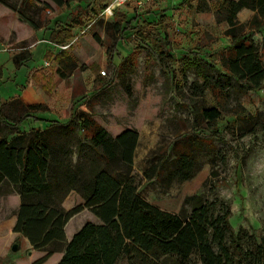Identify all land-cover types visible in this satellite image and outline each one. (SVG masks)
I'll use <instances>...</instances> for the list:
<instances>
[{
    "label": "rangeland",
    "instance_id": "374dc122",
    "mask_svg": "<svg viewBox=\"0 0 264 264\" xmlns=\"http://www.w3.org/2000/svg\"><path fill=\"white\" fill-rule=\"evenodd\" d=\"M7 1L43 25L48 40L51 30L70 26L73 17L82 21L72 27V38L66 41H74L65 50L74 64L66 77L55 74L43 94L42 104L47 110L36 115L45 120L29 118L17 131L65 125L71 118V109L87 113L112 136L126 129L135 130L138 139L132 173L143 198L161 209L179 213L184 198L190 194H202L207 199L218 196L230 206L229 220L234 232L242 228L256 237L264 233V81L259 89L248 91L240 100L244 114L255 118L256 130L252 133H241L233 124L235 115L229 111L222 112L216 130L212 131L198 111L202 106L214 105L213 97L209 92L204 97L190 94L191 84L201 78L185 63L198 54L219 66L231 42L226 34L228 25L215 18L221 0H206L208 11L197 9L198 0H151L139 8L132 3L120 7L118 11L127 17L138 15L139 20L130 38L117 43L112 63L106 52L112 40L105 31L106 22L112 18L98 16L110 0H72L61 7L50 0ZM254 14L248 8L242 9L237 14L235 33L250 32L261 49L264 31L251 32L249 28ZM29 28L26 23L14 24L19 37H27ZM142 36L149 40L143 41ZM23 42L21 46L26 44ZM52 44L59 50L57 44ZM17 46L19 43L12 44L10 51H23L25 58L29 56L28 50H19ZM158 51H162L161 57ZM44 59L42 52H35L34 58L20 67L16 75H9L12 81L5 78L0 83V93L24 84L28 71L41 66ZM101 70L106 74L102 75ZM233 105L230 101L229 106ZM195 122L204 143L194 147L190 165L184 168L178 155L186 148L189 136L195 135ZM51 135L58 134L53 131ZM78 135H85V131ZM185 175L191 177L184 179ZM83 202L78 193L71 191L63 206L68 210ZM17 205L18 199L8 194L0 197V223L13 219ZM87 221L98 219L83 208L66 223V239ZM8 230L9 227L3 230L5 235L0 237V264H31L47 250L56 248L42 264H56L60 260L64 244L33 249L23 236L10 237ZM243 238V242H250L247 236ZM13 244L17 245L15 251L11 249ZM117 264L126 261L122 259ZM185 264L201 263L192 256Z\"/></svg>",
    "mask_w": 264,
    "mask_h": 264
},
{
    "label": "trees",
    "instance_id": "16d2710c",
    "mask_svg": "<svg viewBox=\"0 0 264 264\" xmlns=\"http://www.w3.org/2000/svg\"><path fill=\"white\" fill-rule=\"evenodd\" d=\"M50 1L61 7L72 0ZM198 1L197 9L208 11L206 0ZM0 3L33 29L41 26L7 0ZM244 8L255 12L249 22L250 31H264V0H221L215 18L228 25L226 34L231 42L219 66L198 54L185 63L201 78L190 86L192 97H204L209 92L215 101L198 111L212 131L225 111L235 115L233 124L241 133L256 130L254 116L244 114L240 100L248 91L259 89L264 81V43L258 49L250 32L235 33L237 14ZM138 20V15L127 17L117 10L106 22V34L112 40L106 48L109 62H114L117 43L130 38ZM71 21L70 26L59 31L51 30L49 40L58 45L67 43L72 38V27L82 24L76 17ZM45 33L46 30L44 36ZM158 55L161 57L162 51ZM54 58L59 63V76L66 77L74 64L69 54L60 50ZM13 60L19 67L20 55ZM230 101L234 102L232 107ZM45 110V104H24L18 98L0 105V197L12 192L19 195L12 230L26 238L33 249L64 244L56 264H117L122 259L126 264H185L192 256L201 264H264V233L256 237L242 228L234 232L230 206L222 198L190 194L184 198L180 212L173 213L138 193L132 173L138 139L135 130L126 129L112 136L87 113L71 109V118L65 125L17 131L29 118L44 121L36 113ZM192 127L195 135L189 136L186 148L178 155L184 168L190 165L194 147L204 143L203 134L196 132L197 122ZM81 130L85 135H78ZM53 131L58 135H51ZM71 191L84 202L66 210L63 201ZM83 208L89 209L100 223L85 222L67 240L65 225ZM243 235L250 242H243ZM55 251L57 248L47 250L31 264H42Z\"/></svg>",
    "mask_w": 264,
    "mask_h": 264
},
{
    "label": "crops",
    "instance_id": "0c3cea01",
    "mask_svg": "<svg viewBox=\"0 0 264 264\" xmlns=\"http://www.w3.org/2000/svg\"><path fill=\"white\" fill-rule=\"evenodd\" d=\"M23 23L28 24L27 22L20 19L16 12L11 10L4 4L0 3V83L4 82L5 78H7L8 81H12V79H10V76L16 75L15 73L20 67H23L24 65H26V63L29 60H32L34 58L35 52L38 51L42 52L45 59L41 66H34L28 71L24 84L18 85L17 88L10 89L5 94L0 93V105L14 98L20 99L24 104L42 103L45 100L43 94L46 92V87H48L49 83L54 78L55 74L59 76L57 71V69L59 68V63L54 58L55 55L60 52V48L58 44L57 46L59 50L54 49L52 47L53 46L52 41L48 40L44 36L43 25H41L37 29H33L28 24L30 26L29 28L30 32L28 36L27 37L17 36L14 30V24H23ZM23 41H25L26 44L21 46L20 44H23L24 43ZM70 42L71 41L67 43ZM73 42L74 41H72V43ZM14 43H19L17 49L28 50L29 56L25 58L23 51L15 54L12 53L10 51V46ZM54 44L56 45V43ZM15 55H20L21 57V60L19 62L20 63L19 67H16L14 63L13 57ZM4 71L5 72L7 71V74H5ZM14 84L17 85V82L14 81ZM9 196H12L14 199H18V205L16 207V211H17L19 207V195L14 192L13 194L11 193L8 194V197ZM15 222H16V212L13 219H11L8 223L5 224L0 223V237L5 235L3 230H5L8 227H9L8 231L10 237L14 236V234L20 235L19 233L13 232L12 230L13 226L15 225ZM92 222L100 223V220L98 219V222L96 221H92ZM77 230H79V228ZM70 238L71 237H69V239ZM24 239L28 242L26 238ZM8 242L6 243V245L8 244ZM25 264H29V263H25Z\"/></svg>",
    "mask_w": 264,
    "mask_h": 264
},
{
    "label": "built area",
    "instance_id": "2783aa9c",
    "mask_svg": "<svg viewBox=\"0 0 264 264\" xmlns=\"http://www.w3.org/2000/svg\"><path fill=\"white\" fill-rule=\"evenodd\" d=\"M151 0H110L108 3L104 5V7L101 9L98 16H103L104 18H112L115 11L119 10L120 7L132 3L136 7H142L145 4L149 3ZM71 43H63L58 45L60 50H66L70 47ZM100 73L102 75H105V70H101Z\"/></svg>",
    "mask_w": 264,
    "mask_h": 264
},
{
    "label": "water",
    "instance_id": "95a60500",
    "mask_svg": "<svg viewBox=\"0 0 264 264\" xmlns=\"http://www.w3.org/2000/svg\"><path fill=\"white\" fill-rule=\"evenodd\" d=\"M11 249H12L13 251H15V250L17 249V245H16V244H13L12 247H11Z\"/></svg>",
    "mask_w": 264,
    "mask_h": 264
}]
</instances>
